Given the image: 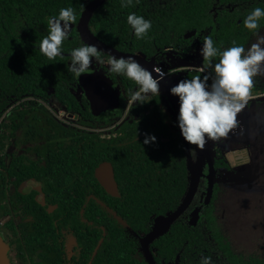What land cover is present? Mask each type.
I'll list each match as a JSON object with an SVG mask.
<instances>
[{
    "label": "trees",
    "instance_id": "16d2710c",
    "mask_svg": "<svg viewBox=\"0 0 264 264\" xmlns=\"http://www.w3.org/2000/svg\"><path fill=\"white\" fill-rule=\"evenodd\" d=\"M90 1L0 0V219L8 216L10 202L23 211L22 199L38 191L24 193L22 184L34 180L46 200L67 208L61 211L65 220L77 215L92 222L91 246L93 250L98 246L93 264H148L140 248L142 236L156 217L179 207L189 187L185 143L176 112L161 91L143 105L129 106L117 127L119 137L106 142L98 136L97 129L116 124L118 118L97 120L80 95L81 76L68 71L71 51L85 45L76 25ZM126 2L107 0L93 14L90 29L114 48L154 58L164 68L173 65L170 47L179 49L178 56L185 60L187 54L199 53L205 36H211L221 51L233 46V41L246 48L256 34L244 27L243 20L254 8L264 9V0H132L130 6L122 7ZM67 7L75 10L76 22L61 55L49 60L39 44L48 34V19ZM132 13L151 21L143 39H137L127 23ZM259 23L258 32L264 28V18ZM107 59L109 55L101 53V60ZM98 64L107 72L103 63ZM111 74L122 86L124 110L137 86L126 76ZM60 110L73 115L77 126L61 123L53 115ZM2 119H8V127L1 126ZM150 136H155V142L144 144ZM190 148L196 165L197 147ZM104 161L114 168L118 197L109 195L95 176ZM213 166L231 168L224 158L215 159ZM208 176L209 163L204 158L189 208L151 244L157 264H201L204 257H211L213 264L233 263L221 257L231 246L214 228L210 214L214 192ZM195 208L201 211L193 225ZM56 213L44 209L45 216ZM54 230L44 231L45 242ZM0 234L8 242L6 222L0 223Z\"/></svg>",
    "mask_w": 264,
    "mask_h": 264
},
{
    "label": "clouds",
    "instance_id": "9594fccd",
    "mask_svg": "<svg viewBox=\"0 0 264 264\" xmlns=\"http://www.w3.org/2000/svg\"><path fill=\"white\" fill-rule=\"evenodd\" d=\"M131 4L132 0H127L122 7ZM262 18L264 9L256 7L243 20V25L258 35ZM76 19L75 10L71 7L61 8L58 16L48 19V34L41 40L39 50L49 60L61 55L63 42L68 39ZM127 23L137 39L147 36L152 27L151 21L135 13L127 16ZM262 45L264 36L259 37L247 50L233 41V46L221 51L214 45L211 36L203 38L200 55L205 68H212L213 75L182 79L170 88V93L179 98L178 127L188 144L204 150L209 140L216 142L227 138L230 132L239 127L237 117L252 99L255 78L264 75ZM101 53V49L90 44L73 49L68 71L77 77L87 73L93 59L103 63ZM214 58H218L215 64ZM107 64L112 73L126 76L137 86V90L130 94V104L139 102L143 105L149 96L160 95V83L168 76L159 66L149 71L132 56L117 58L110 55ZM153 72L156 73L155 77ZM155 140V136L146 137L144 144ZM190 154L195 156L194 151ZM201 264H213L211 257H204Z\"/></svg>",
    "mask_w": 264,
    "mask_h": 264
},
{
    "label": "rangeland",
    "instance_id": "374dc122",
    "mask_svg": "<svg viewBox=\"0 0 264 264\" xmlns=\"http://www.w3.org/2000/svg\"><path fill=\"white\" fill-rule=\"evenodd\" d=\"M261 36H264V28L249 41L245 49L256 43ZM201 48L202 45L197 48L199 53H186L185 60H182L178 56L179 49L170 47L173 65L191 62L204 65ZM107 61L103 62V66L105 63L108 65ZM91 68H100L95 59ZM207 69L213 74L212 68ZM255 82L252 99L238 114L239 127L230 132L227 138L213 142L227 146L225 151L231 153L234 165L229 171L218 170L212 177L214 194L210 214L214 219V228L230 243L233 254L243 263L251 254L253 260L261 256L264 258V101L258 100L259 96L264 95V75L257 76ZM129 105L128 101V106L117 116L116 124L103 128L105 131L100 130L104 135L108 129L122 122L127 116ZM53 115L69 128L77 126L74 117L63 110L53 111ZM8 123V119H5L1 121V126L8 127ZM118 130L115 129L113 133H119ZM241 153L246 154V159L235 162V155ZM3 222L5 219H0V223Z\"/></svg>",
    "mask_w": 264,
    "mask_h": 264
},
{
    "label": "flooded vegetation",
    "instance_id": "af4514ba",
    "mask_svg": "<svg viewBox=\"0 0 264 264\" xmlns=\"http://www.w3.org/2000/svg\"><path fill=\"white\" fill-rule=\"evenodd\" d=\"M104 68L107 70L105 66ZM90 72L104 73L110 76L113 79V81L120 87L121 94H120L119 106H120V113H121L123 111V106L121 104V95H122L123 89L118 79L114 78L113 75L111 74L112 72L109 70H107L106 72L105 70H101L100 68H95V69L91 68V70L88 71V73ZM79 92L81 96H84L82 87ZM14 106L15 104L10 107L9 111H13ZM89 109H90V105H89ZM120 113L113 115L110 119L101 120V121L107 122L112 119L119 118L117 116ZM69 116L73 117V115H70V114ZM117 127L118 126H115L110 130L108 129V133L106 135L102 133V131L104 130L103 128L97 129L96 131L98 132V136L102 140L109 142L120 136L119 130H118L119 133L117 134L113 133L114 130L117 129ZM213 148L215 151V159L224 158L225 161L229 163L230 167L232 168V166L234 165V161L230 157L231 155H229L231 153L228 151L227 152L225 151L227 146H224L221 143H214ZM9 151L11 152V150ZM229 151H232V149H230ZM234 159H235V162L244 161L246 159V154L241 153V154L235 155ZM214 170H215V173H217V171L220 169L214 168ZM222 170L229 171L227 169H222ZM118 189H119V185H118ZM22 190L24 191V193H33V190H37L38 193L37 194L33 193L32 197L22 199V206H21L23 209L22 212L17 211V209L13 206L12 202L9 203V207H10L9 214L6 217L5 222L7 223V237H8L7 238L8 242L6 243H8L9 245L8 257L10 259L11 264H93V257L98 251V246L95 247L94 250L92 249V246H91L92 222L89 219H87L86 221H82L78 219L80 217L77 215H72L70 220L69 219L65 220L64 219L65 215H63L61 211H65L67 210V208L62 207L60 209L59 203H51L48 200H46L44 196L42 195L41 187L39 186L38 182L34 180L25 181L22 184ZM68 201H72V200L68 199ZM74 201L77 202L78 200L74 199ZM205 201H206V198H205ZM45 208L49 212L57 211L56 215H53L51 217L45 216L44 214ZM70 209H72L73 211L77 210V208H73V207ZM187 209L184 211V213L187 211ZM29 210H31L32 212H29ZM196 210H199L198 212V219H199L201 208H195L192 210L191 219L193 217V213ZM153 225H154V222H153ZM153 225H152V228H153ZM214 226H215V223H214ZM50 228H53V230L55 228V230H54V233H52V237L48 236L49 234L46 235L47 236L45 237L46 242H48L46 243L42 235L44 234V231L46 229H50ZM147 234L143 235L142 238L146 236ZM141 240H140V248L142 250ZM155 240H153L149 246V249L152 255H153V251L151 250L152 249L151 244ZM225 250H227L229 253L226 255H222L221 257L225 260L230 258L233 261L232 264H264L263 256L258 257V258L256 257L254 258L255 260H253V256L251 254V257H248L247 261L243 263L242 260L235 257L231 249H225Z\"/></svg>",
    "mask_w": 264,
    "mask_h": 264
},
{
    "label": "water",
    "instance_id": "95a60500",
    "mask_svg": "<svg viewBox=\"0 0 264 264\" xmlns=\"http://www.w3.org/2000/svg\"><path fill=\"white\" fill-rule=\"evenodd\" d=\"M106 1L107 0H91L84 7L80 19L76 25V29L81 40L85 44L96 45L99 49L102 50V53H105L109 56L114 55L117 58L120 57L128 58L129 56H132L144 68L148 69L149 71H152L154 67L148 62V60L141 57V55L125 53L114 48L113 46L99 39L90 29L89 24L93 14ZM71 27H73V25ZM153 76L154 77L156 76L155 72H153ZM178 82L179 81L177 79L174 80L164 79L160 83V91L162 92L163 95H165L168 98L172 108L175 110L177 121L179 114V98L173 96L170 93V88ZM80 84L84 96L90 105L91 114L96 119L107 120L110 119L113 115L120 113L119 102H120L121 89L110 76L104 73L87 72L81 75ZM258 100L264 101V95L259 96ZM184 143H185L186 156H187V169L190 174L189 187L179 207L174 212L168 215L158 216L154 221L152 230L142 238L141 240L142 252L148 264H156L154 257L149 249L150 243L159 236L163 235L165 232H167L168 229L171 227V225L184 213V211L191 204L199 181L200 168L204 158H206L209 163L208 179L211 184V188L213 187L212 177L215 173L213 166L215 159L213 141L209 140L206 143L204 150H200L199 148H197L198 162L196 165H194L193 156L190 154L191 152L190 144H188L185 140ZM201 157H202V161H201ZM95 176L107 193H109L114 197H118L120 195L118 189V183L116 182L115 179L114 168L110 162L108 161L102 162L96 168ZM211 194L212 192H209L207 194L206 202H208ZM198 212L199 210H196L193 213V217L191 219V224L193 225L196 223L198 219ZM8 251H9V245L8 243H6V241L2 238L0 234V264H11L10 259L8 257Z\"/></svg>",
    "mask_w": 264,
    "mask_h": 264
},
{
    "label": "built area",
    "instance_id": "2783aa9c",
    "mask_svg": "<svg viewBox=\"0 0 264 264\" xmlns=\"http://www.w3.org/2000/svg\"><path fill=\"white\" fill-rule=\"evenodd\" d=\"M144 59L145 56H142ZM148 60V59H147ZM148 62L153 66H159L163 69V71L165 73H168V76L165 77V80H174L177 79L178 81L182 80V79H192L195 76H200L201 78H203L204 75H213L207 68L204 67V65L202 64H198L195 62H191V63H187V64H176L174 63L173 66L164 68L161 65H158L154 58L148 60ZM104 66L107 68V70L110 71V67L108 65H106V63L104 64ZM209 83H211V81H209ZM130 106V105H129ZM129 110V107H128ZM127 110V112H128ZM3 120V119H2ZM239 121V120H238Z\"/></svg>",
    "mask_w": 264,
    "mask_h": 264
}]
</instances>
